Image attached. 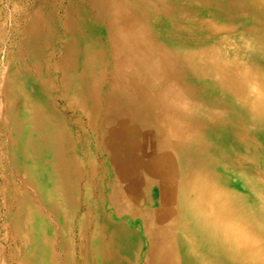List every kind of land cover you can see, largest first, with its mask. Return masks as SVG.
I'll return each instance as SVG.
<instances>
[{"label":"bare ground","instance_id":"6f19581e","mask_svg":"<svg viewBox=\"0 0 264 264\" xmlns=\"http://www.w3.org/2000/svg\"><path fill=\"white\" fill-rule=\"evenodd\" d=\"M0 264H264V0H0Z\"/></svg>","mask_w":264,"mask_h":264},{"label":"rangeland","instance_id":"374dc122","mask_svg":"<svg viewBox=\"0 0 264 264\" xmlns=\"http://www.w3.org/2000/svg\"><path fill=\"white\" fill-rule=\"evenodd\" d=\"M6 2V1H5ZM86 123V122H85ZM105 182H108V177H107V179H106V181ZM151 191V190H150ZM154 191V190H153ZM152 192V191H151ZM154 195H157L156 193H154Z\"/></svg>","mask_w":264,"mask_h":264}]
</instances>
